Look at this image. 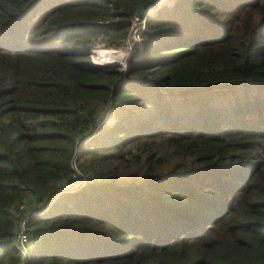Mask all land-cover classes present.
Wrapping results in <instances>:
<instances>
[{"label": "trees", "instance_id": "16d2710c", "mask_svg": "<svg viewBox=\"0 0 264 264\" xmlns=\"http://www.w3.org/2000/svg\"><path fill=\"white\" fill-rule=\"evenodd\" d=\"M146 1L0 0V264L44 203L25 264H264V0L163 4L92 63Z\"/></svg>", "mask_w": 264, "mask_h": 264}, {"label": "rangeland", "instance_id": "374dc122", "mask_svg": "<svg viewBox=\"0 0 264 264\" xmlns=\"http://www.w3.org/2000/svg\"><path fill=\"white\" fill-rule=\"evenodd\" d=\"M165 1L166 0H161V3L162 4L160 6H158L156 9H152L151 10L152 13H155L163 4H173V2H174V0H170V1H168L169 3H164ZM145 21H146V19H145ZM144 26H145V22L144 23H139V21H136L135 18L133 19L132 30L129 33V35L126 37V39L122 42V46L119 49H117V48L116 49H111L112 51L119 52L121 54L119 56L120 58L119 57H117V58L116 57H107V56H104L102 54H99L100 50H102V49H99L98 51H96V57H97V61H98V63H97L96 60H95V58H93L92 50H94L96 47H103V48H106V49L109 48V47H107L105 45V43L103 41L97 42L91 48V50L89 51V57H90V60L92 61V63L97 64V65H101V66L102 65L103 66H112V67L115 66L120 73L124 74V72L126 71L127 59L130 58V56L134 53V51L136 49L135 43L133 44L132 39L136 35H139L141 33L140 31L143 30ZM115 61L117 63H115ZM119 61H121V62L119 63ZM106 109L107 108L105 107L104 110L102 111V113L100 114V117H99L98 120L99 121L103 120L101 122V124L111 126L114 123V121H115V116H114L113 112H111V109H110V113H108L106 111ZM97 128L94 127V129L89 133V135H94L96 133V129ZM76 161L77 160H75V156H74L73 157L74 164L72 166V170H73V172L76 173V175L82 176L81 174H83V173L80 172L78 170V168L76 167V163H77ZM86 186H87V184L84 185V187H86ZM81 188L82 187H78L77 188L76 186H73V187L69 188L68 190H66L65 192H63V194L64 193L74 194V193H77ZM51 204H52V202L49 205H51ZM21 228L22 229H25V226L24 227L23 226H19V229H21ZM25 233H26V231H25ZM15 244H16V240H15ZM24 246L25 247H30L31 246V243L28 242ZM29 253H30V256H31V259H32L33 258L34 251L31 250V251H29ZM25 259L28 260V258L26 256H24V259L23 260H25ZM26 261L25 262L22 261L20 264H25Z\"/></svg>", "mask_w": 264, "mask_h": 264}, {"label": "built area", "instance_id": "2783aa9c", "mask_svg": "<svg viewBox=\"0 0 264 264\" xmlns=\"http://www.w3.org/2000/svg\"><path fill=\"white\" fill-rule=\"evenodd\" d=\"M148 15L149 14L145 15L141 19H136V18L135 19H136V21H139V23H144L145 22V19L147 18ZM132 25H133V21H132ZM132 25L130 27L129 33L132 30ZM137 36L138 35H136L135 37H137ZM135 37L132 39L133 44L135 43ZM106 108H107L106 111L108 113H110V106H109V104L106 106ZM102 121L103 120H101V121L98 120L95 128H97V126H99ZM81 175L82 176H78L74 172L73 175H72V179L69 182L63 183L60 187H57L55 189L54 193L52 194V196H51V198L49 200V203H51L56 197H58L60 194H63V192H65L66 190H68L69 188H71L73 186H76L78 188V187H84V185L88 184L89 183L88 178L85 175H83V174H81ZM46 207L47 206L44 203L39 208H34V209L30 210V211H27L26 213H24L22 215V217L19 220V223H18L17 229H16V244H15V247L21 253V261H20V263L22 261L25 262L27 260V259L23 260L24 259V256H26L27 258H29L28 247H25L24 245L27 244L28 242L30 243V239H29L28 235L25 233L26 229H22V228L19 229V226H23V227L26 226V224H27V222L29 221L30 218L36 217V216H39L40 214H42L44 212V210L46 209ZM18 208L19 209H22L23 208V205H19Z\"/></svg>", "mask_w": 264, "mask_h": 264}, {"label": "water", "instance_id": "95a60500", "mask_svg": "<svg viewBox=\"0 0 264 264\" xmlns=\"http://www.w3.org/2000/svg\"><path fill=\"white\" fill-rule=\"evenodd\" d=\"M161 4L162 3H160V0H150V1H146V2L141 3L140 6L138 7V9L135 12V18L136 19H141L145 15L152 13V12H150L151 8L156 9ZM128 60L129 59H127V64H128ZM127 64H126V68H127ZM83 142H84V140H81L79 142V145H78L76 153H75V160H77L79 158L80 146L82 145Z\"/></svg>", "mask_w": 264, "mask_h": 264}, {"label": "bare ground", "instance_id": "6f19581e", "mask_svg": "<svg viewBox=\"0 0 264 264\" xmlns=\"http://www.w3.org/2000/svg\"><path fill=\"white\" fill-rule=\"evenodd\" d=\"M167 1H169V0H167ZM166 1V2H167ZM163 2V1H162ZM160 3H161V0H160ZM165 3V2H164ZM152 9H154V8H151L150 9V12H152L151 10ZM102 54V53H101ZM102 55H104V56H107V57H119L121 54L119 53V52H115V51H112L111 49H106L105 51H104V54H102ZM120 58V57H119ZM121 61H119V63H120ZM115 63H117L116 61H115Z\"/></svg>", "mask_w": 264, "mask_h": 264}]
</instances>
